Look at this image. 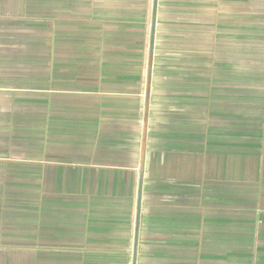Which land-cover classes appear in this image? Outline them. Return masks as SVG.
<instances>
[{"label": "crops", "instance_id": "obj_1", "mask_svg": "<svg viewBox=\"0 0 264 264\" xmlns=\"http://www.w3.org/2000/svg\"><path fill=\"white\" fill-rule=\"evenodd\" d=\"M0 264H264V0H0Z\"/></svg>", "mask_w": 264, "mask_h": 264}, {"label": "water", "instance_id": "obj_2", "mask_svg": "<svg viewBox=\"0 0 264 264\" xmlns=\"http://www.w3.org/2000/svg\"><path fill=\"white\" fill-rule=\"evenodd\" d=\"M156 8V1H155V6H154V11ZM153 36H154V25H153V30H152V39H151V44L153 45ZM148 89H149V84H148Z\"/></svg>", "mask_w": 264, "mask_h": 264}]
</instances>
